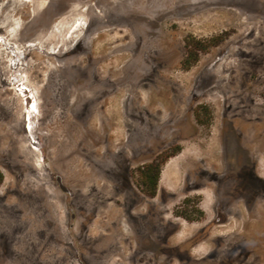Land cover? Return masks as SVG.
Instances as JSON below:
<instances>
[{"label":"rangeland","instance_id":"rangeland-1","mask_svg":"<svg viewBox=\"0 0 264 264\" xmlns=\"http://www.w3.org/2000/svg\"><path fill=\"white\" fill-rule=\"evenodd\" d=\"M63 21L84 41L23 48ZM0 25L25 38L0 43V264H264V0H0Z\"/></svg>","mask_w":264,"mask_h":264},{"label":"bare ground","instance_id":"bare-ground-1","mask_svg":"<svg viewBox=\"0 0 264 264\" xmlns=\"http://www.w3.org/2000/svg\"><path fill=\"white\" fill-rule=\"evenodd\" d=\"M31 7H33V6L31 5ZM72 11H73V9L70 10V12H69L70 15L68 17H66L65 19L69 20L71 15L75 14V13H73L74 11L73 12ZM36 20H38L37 16L35 17V21ZM2 28H3V26L0 25V30ZM4 29H6V28H4ZM26 31H29V29H26ZM82 31H83L82 27L81 28L69 27V26H67V22L63 21V22L57 24L56 26L52 27V29H50V31L45 33L42 38L37 39V40L36 39L31 40L29 43H27L28 45L26 47L23 46V48L24 49L26 48V50H27V47L28 48L35 47L36 50L41 49L40 51L37 50V52L42 54V55H45L47 58L49 56L57 57L60 54H62L63 52L70 50L72 48L73 44L80 40ZM24 39H25L24 37H20L19 39H17V37H13V36L8 37L7 36L5 38H1L0 43L2 41L3 46H5V45L7 46L9 44L10 45L9 49L13 51L14 48H13L12 42L17 44L18 42H22ZM34 42H36V43H34ZM20 46L15 47V49H20ZM3 51H4L3 49L0 50V64H2L1 59L3 60V58H4V52ZM19 53H21V51L15 52V50H14V54H19ZM50 72H51V70H50Z\"/></svg>","mask_w":264,"mask_h":264},{"label":"trees","instance_id":"trees-1","mask_svg":"<svg viewBox=\"0 0 264 264\" xmlns=\"http://www.w3.org/2000/svg\"><path fill=\"white\" fill-rule=\"evenodd\" d=\"M158 174H159V170H158L157 165L149 164L142 168V172H141L142 182L150 185V187L152 188L151 196L155 192ZM1 180H2V177L0 175V182Z\"/></svg>","mask_w":264,"mask_h":264},{"label":"flooded vegetation","instance_id":"flooded-vegetation-1","mask_svg":"<svg viewBox=\"0 0 264 264\" xmlns=\"http://www.w3.org/2000/svg\"><path fill=\"white\" fill-rule=\"evenodd\" d=\"M150 22L149 21H146V24H149ZM131 32H133V30H131ZM82 37H80V40H79V42H81V41H84V34L83 35H81ZM233 199H238L237 197H233ZM185 218H186V216H185ZM187 219V218H186Z\"/></svg>","mask_w":264,"mask_h":264}]
</instances>
